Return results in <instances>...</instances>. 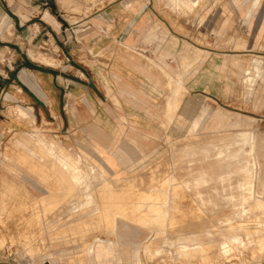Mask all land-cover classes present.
<instances>
[{
  "label": "rangeland",
  "instance_id": "1",
  "mask_svg": "<svg viewBox=\"0 0 264 264\" xmlns=\"http://www.w3.org/2000/svg\"><path fill=\"white\" fill-rule=\"evenodd\" d=\"M0 39V264H264V0H0Z\"/></svg>",
  "mask_w": 264,
  "mask_h": 264
},
{
  "label": "crops",
  "instance_id": "2",
  "mask_svg": "<svg viewBox=\"0 0 264 264\" xmlns=\"http://www.w3.org/2000/svg\"><path fill=\"white\" fill-rule=\"evenodd\" d=\"M111 13L113 12L110 10V8L103 9V10L101 9L95 13L96 16H94L93 18L94 19H115L116 16L117 17L121 16V13H119L118 15L113 13L114 16L112 17L110 15ZM136 14H137L136 16L134 17L131 16V17L132 18H142V19L150 18V14H148L146 11L144 12L143 10L140 12H137ZM10 16L13 17V19L15 20L14 22L15 29H17V27H21L25 25V23L20 22V19L17 15L10 13ZM7 17L10 18L8 15ZM22 22H24V20H22ZM98 40L99 41L92 42V49H94L96 45L100 44L101 39H98ZM4 42L5 41L0 39V44H3ZM74 45L75 46H73L72 48V53H69L67 49L69 47H67L65 43H62V41H60V43L58 44V47L63 52V54L67 53L65 56H66L67 62L69 63L68 66L69 67L73 66L76 71L84 74V72H86L84 70L85 68L84 65L83 64L80 65L79 63H76L75 60L77 59L73 57L74 55H72V54H77V52L81 50L79 49V45L81 44L77 43ZM20 53L22 55L20 58H17L18 60L17 65H16L17 71L16 73H11L10 78H13L12 80L17 79V82L20 83L21 87H23L25 91L30 92L35 97V99L39 101L42 107L52 108L53 111L54 110L57 111L56 109H59V111L61 112V98L62 96L66 94L67 89H69L70 86L83 89V87L80 86L78 82L74 81L72 77H67V76L63 77L61 70L59 69L54 70L52 67H49V69H47L48 65H36L31 61V59H29L27 53L23 52L22 50H20ZM70 57L74 59L70 60L69 59ZM27 61L31 63L32 65H34L35 68H29L27 65ZM31 71L35 72V74H33L34 75L33 79L31 77V74H32ZM46 72L47 74L44 75L43 73H46ZM15 75H16V78H14ZM184 99L185 97L183 98L182 102H184ZM99 116H101L100 113H99ZM81 117H82V121L86 120V114H82ZM81 117H78V118H81ZM71 118H74L73 113H72ZM97 120H98L97 121L98 125L100 126V123H99L100 118Z\"/></svg>",
  "mask_w": 264,
  "mask_h": 264
},
{
  "label": "water",
  "instance_id": "3",
  "mask_svg": "<svg viewBox=\"0 0 264 264\" xmlns=\"http://www.w3.org/2000/svg\"><path fill=\"white\" fill-rule=\"evenodd\" d=\"M89 85L91 86V88L100 96L102 97V95L99 93V91L97 90V88L95 87V85L93 84V81L90 79L89 80Z\"/></svg>",
  "mask_w": 264,
  "mask_h": 264
},
{
  "label": "trees",
  "instance_id": "4",
  "mask_svg": "<svg viewBox=\"0 0 264 264\" xmlns=\"http://www.w3.org/2000/svg\"><path fill=\"white\" fill-rule=\"evenodd\" d=\"M27 65H28L29 68H35V66L32 65L31 63H29L28 61H27Z\"/></svg>",
  "mask_w": 264,
  "mask_h": 264
},
{
  "label": "bare ground",
  "instance_id": "5",
  "mask_svg": "<svg viewBox=\"0 0 264 264\" xmlns=\"http://www.w3.org/2000/svg\"><path fill=\"white\" fill-rule=\"evenodd\" d=\"M95 239H97V238H95ZM93 243V242H92ZM231 248V247H230Z\"/></svg>",
  "mask_w": 264,
  "mask_h": 264
}]
</instances>
